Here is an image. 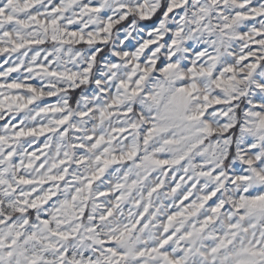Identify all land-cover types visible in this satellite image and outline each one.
Returning <instances> with one entry per match:
<instances>
[{"label":"snow or ice","instance_id":"snow-or-ice-1","mask_svg":"<svg viewBox=\"0 0 264 264\" xmlns=\"http://www.w3.org/2000/svg\"><path fill=\"white\" fill-rule=\"evenodd\" d=\"M177 12L184 19L180 26L167 25L175 33L162 37L163 43L172 47L183 43L175 37L185 35L182 25L188 23L193 37L207 38L195 49L198 57L226 60L224 71L230 74L229 81L256 79L264 85V0H163L162 6L157 0H136L135 4H113V0H0V264H264V188L238 191L225 199L218 191L197 195L190 190L196 185H191L175 197L164 216L151 203L164 188L161 182L145 190L136 188L134 178L114 182L112 191H101L97 197H107L112 203L99 215L91 216L87 208L77 207L82 194L79 186L73 187L67 197L61 191L69 183L72 170L62 138H70L77 153L85 152V142L79 127H69L75 117L52 103L61 89L50 90L55 87L51 80L74 78L57 67V54L64 52L59 46L106 43L90 30L93 17L107 19L104 31L112 29L113 13H119L117 24L138 17L143 29L140 35L145 38L139 44L126 42L121 51L125 58L129 50L143 53V57L132 65L129 81L120 80L117 86L125 90L132 103L131 98L150 91L157 101V114L166 105L168 118L175 120L193 88L183 86L187 80L181 71L178 77L182 86L172 94L166 77L176 74L179 67L194 79L202 61L178 64L177 54L171 55L172 62L152 60L149 54L157 48L152 32L159 31L165 16L171 18ZM187 47L191 48V43ZM40 49L45 54L41 55ZM119 56L120 51L112 55L113 68L118 66ZM90 70L91 65L85 68L86 72ZM206 71L205 65L200 75ZM158 74L159 80H153ZM218 79L225 82L222 76ZM44 80L49 83L45 85ZM84 82L80 80V84ZM146 82L151 84L150 89L145 88ZM118 102L119 97L108 107ZM50 113L61 115L44 122ZM89 114L82 111L79 115L87 118ZM253 116L257 126L264 128V110L255 109ZM152 120V126L146 129V144L153 133L162 131L156 126L155 116ZM104 141L103 135L86 137V143L93 147H100ZM133 158L138 159L136 153L103 159L98 155L96 160L102 159V165L85 186L91 188L108 166L127 164ZM150 162L160 167L170 164L168 159ZM237 176L241 181L249 179L239 173ZM171 191L175 193L176 187ZM137 192L148 199L133 200ZM126 201L134 205V213L125 215Z\"/></svg>","mask_w":264,"mask_h":264},{"label":"clouds","instance_id":"clouds-1","mask_svg":"<svg viewBox=\"0 0 264 264\" xmlns=\"http://www.w3.org/2000/svg\"><path fill=\"white\" fill-rule=\"evenodd\" d=\"M116 3L135 4L136 0H113V4ZM157 4L162 6L163 0H157ZM187 11L190 9H186ZM118 15L119 13L110 15L113 27L109 31L103 30L107 19L93 17L89 21L90 30L98 34V40H104L106 43H100L99 46L96 43L59 46L64 52L57 54L60 57L57 67L62 72L72 74L74 78L51 80L55 87L50 90L61 89L52 103L66 108L69 116L75 117L69 127H79L84 138L82 142H85V152L77 153L71 147V139L62 138L67 145L69 167L72 169L68 174L71 177L69 183L65 189H61L64 196L67 197L73 187L79 186L82 194L77 201V207L87 208L90 216L99 215L112 202L107 197L97 198L98 193L112 191L114 182L120 180L128 182L134 178L136 188L141 190L150 189L161 182L164 188L158 197L156 195L152 197L151 203L156 211L164 216L175 197L181 195V191L190 188L191 185H196L195 189L190 190L195 191L197 195L218 191L220 197L225 199L229 198V194L235 195L238 191L264 188V128L257 126L253 116L255 109L264 110V85L256 79L243 82L229 81L230 74L224 71L226 60L210 61L207 55L203 58L198 57L195 49L205 44L207 38L202 40L193 37L191 25L188 23L182 25L185 27V35L175 37L183 43L175 47L163 43L162 37L175 33V30L169 29L167 25L176 23L180 26L181 20L184 19L183 14L177 12L171 18L165 16L158 25L159 31L152 32V39L157 40V48L154 49V54L149 55L152 60L159 61L163 58L172 62L171 55L177 54L178 64L185 60L195 64L201 60L202 64L196 68L197 76L194 79L190 72L179 67L176 74L166 77L171 86L170 92L176 94L175 89L182 86L178 73L183 71L187 80L183 86L193 88L192 95L184 98L180 117L175 120L168 118L166 105L161 106L162 111L157 114V101L153 100L150 91L143 92L140 97L131 98L134 103L129 102L128 94L117 86L118 81L124 80L126 83L129 81L133 73L132 65L139 63L143 53L137 55L135 50H129V56L125 58L121 49L128 41L139 44L145 37L140 35L143 29L139 26L138 17L131 22L120 21L117 24L115 21ZM178 17L180 19H177ZM188 43H191V48L187 47ZM117 51H120L116 61L118 66L113 68L111 57ZM212 51L209 45L208 52ZM216 51L219 53L218 49ZM39 52L41 55L45 54L44 49H40ZM231 55L229 54V58ZM93 56L96 57L95 60L91 59ZM53 58L57 59L56 56ZM128 61H131V64ZM89 65L91 70L86 72L85 68ZM205 65L207 71L200 75L201 68ZM136 72L138 74L139 70L136 69ZM220 76L225 82L218 79ZM159 78V74L152 77L153 80ZM81 79L85 80L83 84H80ZM43 83L47 85L49 81L44 80ZM145 88L150 89L151 84L146 82ZM64 89L67 91H63ZM257 96L261 99H256ZM117 97L119 102L109 108L108 105L116 101ZM65 100L66 104L63 103ZM129 109L131 114L125 115ZM82 111H88L89 116L80 118L79 114ZM58 115L61 114L50 113L44 122ZM153 116L156 117V126L162 131L153 133L146 144V129L152 126ZM193 116L197 118H189ZM207 129H215V132L210 133L206 131ZM89 134L103 135L105 141L100 147H93L86 143ZM250 139L252 143L248 144L247 141ZM48 142H51V138ZM253 148L256 149L255 152L252 151ZM127 153H136L138 159L133 158L127 164L108 166L91 188L85 186L87 179L102 165L103 158ZM98 155L102 158L100 161L96 160ZM151 159H168L170 164L167 167H160L151 164ZM78 161L84 163H77ZM171 161L179 163L173 164ZM237 173L246 175L249 179L241 181ZM172 187H176L175 193L171 191ZM137 197L142 200L148 199L147 196H141L140 192L132 199L135 200ZM125 203L127 207L122 206L125 215L129 212L134 213L136 210L134 205L128 201ZM115 219L119 220L120 216H116Z\"/></svg>","mask_w":264,"mask_h":264}]
</instances>
